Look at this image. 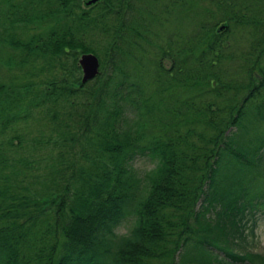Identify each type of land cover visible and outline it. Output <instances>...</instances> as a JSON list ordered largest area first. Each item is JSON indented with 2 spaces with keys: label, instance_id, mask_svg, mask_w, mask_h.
Returning <instances> with one entry per match:
<instances>
[{
  "label": "trees",
  "instance_id": "trees-1",
  "mask_svg": "<svg viewBox=\"0 0 264 264\" xmlns=\"http://www.w3.org/2000/svg\"><path fill=\"white\" fill-rule=\"evenodd\" d=\"M263 86L264 0H0V264H264Z\"/></svg>",
  "mask_w": 264,
  "mask_h": 264
},
{
  "label": "rangeland",
  "instance_id": "rangeland-1",
  "mask_svg": "<svg viewBox=\"0 0 264 264\" xmlns=\"http://www.w3.org/2000/svg\"><path fill=\"white\" fill-rule=\"evenodd\" d=\"M86 1V0H84ZM198 5L200 6V9L202 8H209L211 9V11L213 10H217L216 7L214 5H212L209 2H199ZM201 9V13L200 15H203L204 18H209V15H216V18H220L217 15H220L219 13L217 14H209L207 13V11L202 10ZM193 12H191V10H186V8L180 6V4H176L171 8L170 11V15L169 17L172 18L170 23H175L176 20V15H192ZM190 28V26H186L184 27V29H186L188 31V29ZM185 31V32H187ZM233 34H230V40H233L234 38L232 37ZM246 41V40H245ZM244 43V42H243ZM243 47H240L238 50H235L233 53L234 55H236L237 59L235 60H224V64L223 67H227L230 68L231 71H236L237 68L240 67L239 63L242 61V59H244V57L246 56V52L249 49V45L247 43L243 44ZM250 54H248L249 56ZM235 58V57H234ZM170 61H167V63H169ZM243 62V61H242ZM238 63V64H237ZM100 69V68H99ZM82 72V71H81ZM33 80H37V79H33ZM199 98V97H198ZM264 99V86L262 87V89L260 90V93L255 95L254 98H252L251 102L253 103H258L261 100ZM19 127H23L25 126L24 121H19L18 123ZM28 127V126H27ZM31 129L35 128V123H31L29 124V127ZM259 135L260 137L264 138V125H256L253 124V126L250 128V130L248 131V133H246L247 138L248 137H253L254 135ZM242 140V139H241ZM239 141L241 143H243V141ZM245 145V144H244ZM136 165L140 170H145L149 167L150 165V160L148 158L145 157H140L137 161H136ZM251 190H253L255 192V194H257V198L264 192V164L262 165V170H261V174L257 177V179L253 182L252 184V188ZM260 205V204H258ZM249 225H251L253 227V234H249L247 237V241H248V245L247 247L251 248V250L254 251H259V252H264V212L262 210V208H260L259 210H257L255 212L254 218L253 220H249ZM129 224L125 223L123 226L119 227V231L120 232H124L127 230ZM197 232L193 233L192 236L194 237H198L197 235H205V230L203 233L202 228L196 229ZM217 252L219 253H223V251L217 250L215 249ZM199 250L197 249H192L189 247L188 249H185V253H182L183 256L185 257H189L190 254L192 255H196L199 254ZM197 256V255H196ZM167 258H165L166 260ZM170 259V257H169ZM164 260V261H165Z\"/></svg>",
  "mask_w": 264,
  "mask_h": 264
},
{
  "label": "water",
  "instance_id": "water-1",
  "mask_svg": "<svg viewBox=\"0 0 264 264\" xmlns=\"http://www.w3.org/2000/svg\"><path fill=\"white\" fill-rule=\"evenodd\" d=\"M96 0H86V4H90ZM224 25H220L223 28ZM78 63L81 67L82 75L81 81L85 82L92 79L98 72L100 66V60L98 56L93 52H83L78 57Z\"/></svg>",
  "mask_w": 264,
  "mask_h": 264
},
{
  "label": "clouds",
  "instance_id": "clouds-1",
  "mask_svg": "<svg viewBox=\"0 0 264 264\" xmlns=\"http://www.w3.org/2000/svg\"><path fill=\"white\" fill-rule=\"evenodd\" d=\"M124 237H126L127 239H130V240H134L135 237H132L131 235H128V234H125Z\"/></svg>",
  "mask_w": 264,
  "mask_h": 264
}]
</instances>
